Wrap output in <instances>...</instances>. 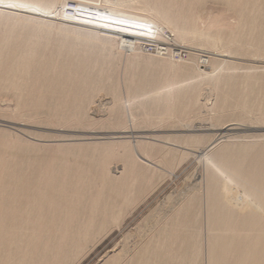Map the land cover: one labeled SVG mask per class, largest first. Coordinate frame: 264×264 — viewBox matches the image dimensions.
I'll use <instances>...</instances> for the list:
<instances>
[{"label":"rangeland","instance_id":"rangeland-1","mask_svg":"<svg viewBox=\"0 0 264 264\" xmlns=\"http://www.w3.org/2000/svg\"><path fill=\"white\" fill-rule=\"evenodd\" d=\"M120 1L4 2L37 4L35 13L53 14L54 21L27 8H0V179L9 181L6 176L16 167L24 172L42 165L88 173V181H82L81 205L73 210L75 224H81L75 229H82L75 235L77 242L32 261L107 264L115 258L111 264H138L141 259L139 264H264V143L254 148L239 145L264 142V58L252 54L253 43H206L203 32L209 26L237 24L227 17L229 4L214 0L203 5L208 19L199 26V35L191 32V39H185L182 30L165 27L166 37L183 46L170 54L175 61L155 54L167 50L165 44L154 47L155 42L134 54L101 30L108 11L121 7L141 14L169 6L171 12L188 13L191 2L198 0L184 5L179 0L170 5L165 0ZM98 2L102 12L87 17L56 13L66 11L69 3L78 7ZM260 38L264 41V35ZM202 55L215 59L201 67L206 59ZM226 77L234 82L221 107L216 104L221 99L218 87ZM226 143L232 146L219 148ZM161 145L174 148V153L166 155ZM190 202L200 210L188 213ZM53 214L50 206L49 215ZM184 232L193 247L189 260L182 255L185 247L173 242ZM61 234L53 228L49 240L55 243ZM23 250L12 232L0 229V264L20 262ZM211 250L215 255L208 262Z\"/></svg>","mask_w":264,"mask_h":264},{"label":"bare ground","instance_id":"bare-ground-1","mask_svg":"<svg viewBox=\"0 0 264 264\" xmlns=\"http://www.w3.org/2000/svg\"><path fill=\"white\" fill-rule=\"evenodd\" d=\"M5 1L6 0H0V8L13 9L11 7H8V5H6L4 3ZM165 1H166V3L165 2L164 3L168 5L171 1H174V0H165ZM181 1H182V5L186 4V2H187V0H179V2H181ZM207 1H209V0H198L195 4L193 2H191L190 12H188V13L183 12V10L171 12V10L169 9V6L165 9L160 10L159 6H156L152 9H149V8L145 9L146 11L143 10L141 14L140 13L137 14V13L125 12L122 10L121 7H119L117 9H112V10L107 12V16L105 17V20H104V26L101 30H103L107 34V36L110 38V40L113 43H117L118 46L121 45V47H123V48H129L133 51L134 54H137V55L139 53H141L140 49H142L141 47L144 48V45L146 46V45H149V44L155 42L156 44L154 45V47H156V46H159V44H165L167 46V50L165 52H162V51L159 52L158 51L159 53L158 52H154V53L160 54L164 59H168L169 61H175V58L170 54L171 53L174 54L175 50H180L181 48H183V46L179 47L174 42H171L170 41L171 39L166 37V35L164 34L165 27L166 26L167 27H171V26L176 27L179 29V31L182 30V32H181L182 34H180L181 36H183L184 38L185 37L188 38V36H189L191 39V34H190L191 32H195L197 34V32H201V31H199V29H200L199 26H201V24H203V25L207 24L208 17H207V14L204 13V9H206V8H203V5ZM214 1H221L223 3L229 4L232 11H231V14H229L227 17H231L234 21H236L235 23H237V24H235V26H233L234 24L232 25V23H234V22H232L231 25H228L229 27H224V26H227V24H229V23H226V25H224L223 28H221L222 26L217 27L216 25H215L216 28H214V27L211 28L212 26L211 27L209 26L207 30L202 25L203 27H201V28L205 29V31L203 29L204 32L203 31L202 32L205 33V36L207 37L206 43L211 44L212 46H219V47L221 45L223 46V45L228 44V43L229 44L230 43H234V44L235 43H241L246 47V43H253V44H255V49L253 50L252 54H254V55L256 54L260 58L261 57L264 58L263 57V55H264V41L260 38L261 35H264V0H253L255 3L253 6H251V4H250V2L252 0H214ZM122 2H123V0L120 1V4H122ZM99 4H100V2L91 4V5L78 6L77 7V4L69 3L68 8L66 9L67 12L66 11H57L56 13H59L58 16L69 15L72 19L79 18V16H82V15L87 17L89 15L95 14V12H102L103 7L100 6ZM34 6L39 7L37 4H34ZM186 8H187V6H186ZM181 9H183V6ZM69 11H72L73 13L69 14ZM22 12H29V11H22ZM216 12H214V16H218V14L215 15ZM30 13L35 14L36 16L48 19V20H52V21L56 20L55 15L50 14V13L46 14V15L38 14L35 12L34 13L30 12ZM215 19H216V17H215ZM61 20L65 21V19H61ZM227 22H228V20H227ZM218 23H220V22H218ZM105 25H107V27H105ZM173 31H175V30H173ZM211 31H213V32H211ZM188 33H189V35H187ZM197 35H199V34H197ZM193 38H195V37H193ZM196 40H198V39H196ZM174 46H178V47H175V49H173ZM241 48H242V46H241ZM251 48H252V46H251ZM230 49H232V48H230ZM184 50H185V48H184ZM246 50L248 51L249 49H246ZM201 57L206 58V59H203L201 67L203 65H205L207 63V61L210 60L209 62H211L212 59H215L212 56H208V55H202ZM254 62L256 63V61H254ZM226 73H228V72H226ZM245 76H246V74H245ZM232 82H234V81H232ZM232 82H231V79L229 77H226V78L221 80V85H219V87H218L220 89V92H221V93L219 92L221 95V99L218 98L219 101H218V103H216L218 106H221V107L226 106L227 98L231 95L230 87L233 84ZM241 84H243L244 86H247L246 81H242ZM253 84H255V83H253ZM216 87H217V84H216ZM243 90H244V88H243ZM246 95H247V92H246ZM197 97H198V94H197ZM246 100L247 99L244 100V105L248 106L249 104ZM251 101H252V99H251ZM251 101H249V102H251ZM197 105H199V104H195V106H197ZM261 106H262V104H261ZM227 107H229V106H227ZM258 107H260V106H258ZM193 110H194V108H193ZM227 115H229V114H227ZM241 116H242V118H245V114L241 113ZM221 117H223V115ZM224 117H225V115H224ZM218 118H219V116H218ZM226 126H228V125H226ZM221 129L224 130L225 128H221ZM220 132H221V130H220ZM112 138L113 137H111V139ZM114 138H116V137H114ZM117 138H119V136ZM260 139H261V137H260ZM81 140H83V139H81ZM257 141H259V139ZM248 143H250V142H247L246 144L237 143V147L239 144V145H241V147L253 145V148H254L255 145H260V144H263L264 142L262 140H260L259 142H254V143H250V144H248ZM234 145H236V144H234ZM229 146H232V144L226 143V145H223L219 148L223 149V148H226ZM158 147H159V145H158ZM217 147H218V145H217ZM259 148H261V146ZM162 151H164L167 155V154H171V153L173 154L175 149L172 147H168V146L167 147L162 146ZM163 155L165 156L164 153H163ZM165 158H166V156H165ZM50 166L51 167L47 168L48 166L46 167V166L42 165V166H40V167H38L32 171H24V172H19V170L16 167L15 169L10 170V173L8 172L9 170L7 169L8 171L7 170L6 171L9 174L6 177H9L10 180L5 182V181H2L0 179V187L1 188L4 187L6 189V190L0 191V202H2L1 207H0V208H2L1 209L2 213H0V229L3 231H5L7 229L8 231L12 232L14 234L15 243L17 245H21L24 248V250H23L24 257H21L20 262H18L17 260L14 259L15 264H18V263L23 264L24 261H27L28 264L29 263L39 264V263L32 261V260L37 259V257L41 260V258L39 257V255L41 253L46 254L47 251L50 252L55 247H57L56 250L59 251L66 245L69 247L72 246V244L75 245L74 243L77 242V240H75V235H77V232H80L82 230V229L81 230L77 229V231H76V229H75L76 226L81 227L80 226L81 224L79 225L78 221L76 222L78 225L75 224L76 215L73 212V210L75 208L78 210L79 205H81V203H79V201L81 202V200L83 199V198L82 199H80V198L82 197L83 192H84L83 187H82V183H84V182H82V181L86 180L88 173L83 172L80 169L69 168L68 166L64 167L63 169H60V167H58V166L55 167V165H54V167H52V165H50ZM151 169H152L151 166H149L147 164V170L151 171ZM0 176H1V174H0ZM4 177H3V179H4ZM88 178H90V177H88ZM86 181H88V180H86ZM115 187H113V189ZM119 191H117L116 193L119 194ZM209 193H210V190H209ZM84 194H86V193H84ZM126 194L128 196L131 195V194H128L127 192H126ZM197 195H198V197L202 196L199 193H197ZM100 198H102V197H100ZM210 201H212V200H210ZM198 203H200V202H198ZM197 205L199 206V204H197ZM50 206L54 211V214L52 216L49 215V207ZM190 206L191 207H189L186 211L188 213H191V212L195 213V210L197 209L195 202H193V203L190 202ZM62 207H63V210H62ZM203 207H204V203H203ZM105 210H106V208H105ZM198 210H200V209H197V212H198ZM100 226L98 228H100ZM85 227H86V225H85ZM91 227H93V224L91 225ZM53 228H57V229H60L62 231L61 235L55 236V238H54L55 243H53L49 240L50 239V231L53 230ZM82 228H83V226H82ZM187 228H190V227L187 226ZM47 233H48V236H47V238H45ZM78 236H79V234H78ZM80 236H81V233H80ZM205 236H207V238H208V234H206ZM174 237L175 238H174L173 242H176V243L180 242V244H182V249H183V247H185V251H184V249L182 250V255H184V257H186L185 259H187V260L192 259L193 252L192 253H190V252H191V249L193 247L190 244L191 240H190L189 235L185 234V232H184V233L177 234ZM214 237H215L214 234H211L210 238L212 239ZM43 243H45V244H43ZM39 249H40V251H38ZM213 255H215L213 250L207 252L206 256H207L208 262H212ZM54 258L56 259L57 256H55ZM114 259L113 258L110 259V261L107 262V264H111ZM48 260H50V257H48ZM11 261H12V259L9 261L10 264H11ZM16 261H17V263H16ZM141 261H142V259L138 260V264L141 263ZM47 264H51V263L48 261Z\"/></svg>","mask_w":264,"mask_h":264},{"label":"snow or ice","instance_id":"snow-or-ice-1","mask_svg":"<svg viewBox=\"0 0 264 264\" xmlns=\"http://www.w3.org/2000/svg\"><path fill=\"white\" fill-rule=\"evenodd\" d=\"M8 7L14 8V9H29L32 12H38L39 8L29 5V4H25V3H19V2H12L10 4H8ZM105 27H107V25H105Z\"/></svg>","mask_w":264,"mask_h":264}]
</instances>
